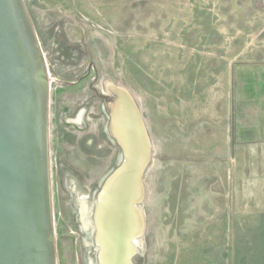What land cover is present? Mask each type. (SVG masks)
Listing matches in <instances>:
<instances>
[{"label":"rangeland","instance_id":"rangeland-1","mask_svg":"<svg viewBox=\"0 0 264 264\" xmlns=\"http://www.w3.org/2000/svg\"><path fill=\"white\" fill-rule=\"evenodd\" d=\"M25 4L41 26H84L98 87H124L141 111L151 155L133 264H233L232 244L234 264H264V0ZM61 92L50 184L56 264H73L78 201L93 202L117 152L101 131L102 102L84 93L85 114L70 122L80 106Z\"/></svg>","mask_w":264,"mask_h":264},{"label":"water","instance_id":"water-1","mask_svg":"<svg viewBox=\"0 0 264 264\" xmlns=\"http://www.w3.org/2000/svg\"><path fill=\"white\" fill-rule=\"evenodd\" d=\"M104 87L121 152L81 214L101 264H133L151 146L130 92L110 81ZM48 113L46 63L26 4L0 0V264H56Z\"/></svg>","mask_w":264,"mask_h":264},{"label":"flooded vegetation","instance_id":"flooded-vegetation-1","mask_svg":"<svg viewBox=\"0 0 264 264\" xmlns=\"http://www.w3.org/2000/svg\"><path fill=\"white\" fill-rule=\"evenodd\" d=\"M27 10L43 52L47 68L49 82V130L51 116L53 115L54 119L57 118L56 111L59 109L57 103L60 102L62 95L61 91H68L76 95L74 96L76 100L74 101L75 104H79L82 98H84V93L90 92L94 98V102L97 100L102 102L104 126H101V131L105 134L109 144H115L117 152L116 162L118 163L121 151L111 133V96L105 91L104 86L106 81L101 83L102 87H98L100 81L99 71L95 61L93 46L86 35V28L75 23L71 19V21L61 19L60 22L55 20L54 23L48 26H41L37 23V16H35L28 7ZM52 83L54 87L58 88L53 92L50 91V84ZM88 102H90V100ZM78 106L80 107H78L76 117L73 119L69 118L68 121L75 123L80 122L85 114V109H83L80 104ZM94 119L96 120L97 118L95 117ZM83 204L87 205L86 201L80 199L76 208L79 216L78 224L80 229H78V231L81 236L78 240V244H75L73 248V264H101L98 259L99 247L92 239L90 227H88L85 222V217L81 214L83 211Z\"/></svg>","mask_w":264,"mask_h":264},{"label":"crops","instance_id":"crops-1","mask_svg":"<svg viewBox=\"0 0 264 264\" xmlns=\"http://www.w3.org/2000/svg\"><path fill=\"white\" fill-rule=\"evenodd\" d=\"M29 1V0H28ZM24 2H25V0H24ZM33 8V7H32ZM33 14H35V16H36V12H35V10H34V8H33ZM141 242V241H140ZM218 243V242H217ZM222 244H223V242H222ZM139 245V244H138ZM218 245V244H217ZM221 247H223V246H221ZM232 248H233V250H232V255H231V262L234 264V263H236V261H235V253H236V251H235V244H232ZM223 249V248H222ZM221 249V250H222ZM208 257H209V255H206V259H205V256L203 255L201 258H202V261L204 262V263H206V260L208 261ZM264 258V257H263ZM263 263H264V261H263ZM203 264V263H202Z\"/></svg>","mask_w":264,"mask_h":264},{"label":"bare ground","instance_id":"bare-ground-1","mask_svg":"<svg viewBox=\"0 0 264 264\" xmlns=\"http://www.w3.org/2000/svg\"><path fill=\"white\" fill-rule=\"evenodd\" d=\"M84 201H85V199H84ZM99 259V258H98Z\"/></svg>","mask_w":264,"mask_h":264}]
</instances>
